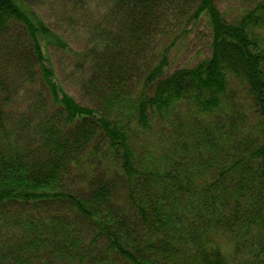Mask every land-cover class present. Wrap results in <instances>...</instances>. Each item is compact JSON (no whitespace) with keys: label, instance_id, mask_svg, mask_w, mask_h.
I'll return each instance as SVG.
<instances>
[{"label":"trees","instance_id":"16d2710c","mask_svg":"<svg viewBox=\"0 0 264 264\" xmlns=\"http://www.w3.org/2000/svg\"><path fill=\"white\" fill-rule=\"evenodd\" d=\"M219 1L0 0V264H264V0Z\"/></svg>","mask_w":264,"mask_h":264},{"label":"rangeland","instance_id":"374dc122","mask_svg":"<svg viewBox=\"0 0 264 264\" xmlns=\"http://www.w3.org/2000/svg\"><path fill=\"white\" fill-rule=\"evenodd\" d=\"M245 1L246 0H220L218 2V7L220 11L225 14L228 20H233L238 16L244 7H248V4H245ZM39 11V15L43 17L50 25H52L51 27L52 29L54 28V31L57 30L59 33H61V31L64 30L65 26H63V24H58L59 19L58 17H54L53 12L49 13V11H45L44 9H40ZM206 25L207 24L203 23V25L198 26L197 29L193 30V35L184 41L182 47L177 51L178 56L175 60L174 68L195 65L210 55L208 50L210 35H208L209 30L206 28ZM206 32L207 38H204L206 37ZM70 39L76 48L85 44V42H83L82 32L78 31V29H75L74 31L72 30ZM48 56L50 59V64L54 65L53 67L57 72L58 81H60L59 85L77 101L82 102V99L78 93V86L72 80H67L66 72H63V59H61V63L58 65V62H60L58 52L49 51Z\"/></svg>","mask_w":264,"mask_h":264}]
</instances>
